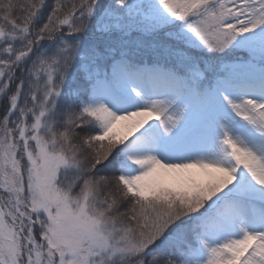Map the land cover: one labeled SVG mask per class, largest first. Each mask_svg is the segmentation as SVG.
<instances>
[{
  "label": "snow or ice",
  "instance_id": "snow-or-ice-1",
  "mask_svg": "<svg viewBox=\"0 0 264 264\" xmlns=\"http://www.w3.org/2000/svg\"><path fill=\"white\" fill-rule=\"evenodd\" d=\"M0 264H264V0H0Z\"/></svg>",
  "mask_w": 264,
  "mask_h": 264
}]
</instances>
